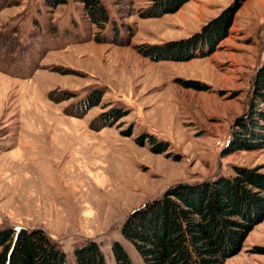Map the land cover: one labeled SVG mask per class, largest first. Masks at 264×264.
I'll return each instance as SVG.
<instances>
[{"label": "rangeland", "instance_id": "1", "mask_svg": "<svg viewBox=\"0 0 264 264\" xmlns=\"http://www.w3.org/2000/svg\"><path fill=\"white\" fill-rule=\"evenodd\" d=\"M236 1L103 0V30L78 0H0V229L42 228L69 264L88 241L144 264L121 233L131 212L234 166L264 173V147L233 149L264 110V0L226 22ZM225 264H264V218Z\"/></svg>", "mask_w": 264, "mask_h": 264}, {"label": "trees", "instance_id": "2", "mask_svg": "<svg viewBox=\"0 0 264 264\" xmlns=\"http://www.w3.org/2000/svg\"><path fill=\"white\" fill-rule=\"evenodd\" d=\"M45 1L47 6L57 7L69 0ZM78 1L91 21L104 30L110 15L103 0ZM187 1L174 0L173 9H179ZM244 1L237 0L223 11L221 18L230 22ZM223 28L220 25L218 32ZM253 84L255 96L264 104V67ZM101 97L102 93H98L96 100H89L85 108L98 105ZM114 112L109 118L112 121L106 123L112 124L124 116ZM238 125L234 150L264 147V110ZM234 171L199 183L173 185L162 197L148 201L130 214L121 233L144 264H225L228 257L241 250L249 232L264 218V173L245 166H234ZM112 252L116 264H135L120 241L112 243ZM73 256L77 264H108L96 241L75 248ZM0 264H69V261L59 243L42 228L6 227L0 229Z\"/></svg>", "mask_w": 264, "mask_h": 264}, {"label": "water", "instance_id": "3", "mask_svg": "<svg viewBox=\"0 0 264 264\" xmlns=\"http://www.w3.org/2000/svg\"><path fill=\"white\" fill-rule=\"evenodd\" d=\"M134 211H135V210H134ZM134 211H133V212H134ZM133 212H131L130 214H132ZM129 216H130V215H128V217H129ZM128 217H127L126 219H128ZM126 219H125V220H126ZM125 220H124V221H125ZM20 228H23V227H20ZM20 228L18 227L17 229H20ZM90 240H92V239H90Z\"/></svg>", "mask_w": 264, "mask_h": 264}]
</instances>
